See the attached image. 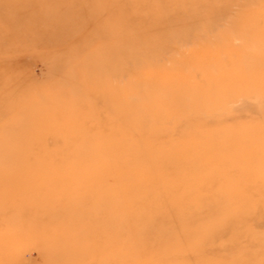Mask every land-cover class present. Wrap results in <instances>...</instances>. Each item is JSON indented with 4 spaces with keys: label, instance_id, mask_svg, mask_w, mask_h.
Wrapping results in <instances>:
<instances>
[{
    "label": "clouds",
    "instance_id": "clouds-1",
    "mask_svg": "<svg viewBox=\"0 0 264 264\" xmlns=\"http://www.w3.org/2000/svg\"><path fill=\"white\" fill-rule=\"evenodd\" d=\"M0 264H264V0H0Z\"/></svg>",
    "mask_w": 264,
    "mask_h": 264
}]
</instances>
